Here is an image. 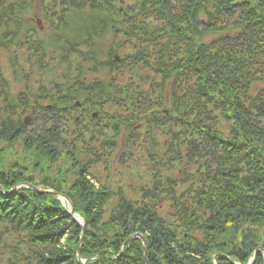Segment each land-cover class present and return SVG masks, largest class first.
Masks as SVG:
<instances>
[{
    "label": "trees",
    "instance_id": "16d2710c",
    "mask_svg": "<svg viewBox=\"0 0 264 264\" xmlns=\"http://www.w3.org/2000/svg\"><path fill=\"white\" fill-rule=\"evenodd\" d=\"M47 1L54 13L80 11L87 40H103L108 56L125 49L88 70L115 72L98 79L108 125L87 138L113 149L82 160L54 128L34 136L0 120V143L24 133L22 163H0L6 263L79 264L82 229L57 193L84 221L86 264H249L258 249L252 264H264V0ZM93 163L107 176L97 180ZM23 184L45 192L14 190ZM147 231L144 257L129 237Z\"/></svg>",
    "mask_w": 264,
    "mask_h": 264
},
{
    "label": "rangeland",
    "instance_id": "374dc122",
    "mask_svg": "<svg viewBox=\"0 0 264 264\" xmlns=\"http://www.w3.org/2000/svg\"><path fill=\"white\" fill-rule=\"evenodd\" d=\"M40 1L46 0H14L4 3L0 0V39L3 43L0 46V120H11L14 124L21 123L23 132L34 136L47 135L55 129L56 133L65 138V147L72 148L80 159L88 160L85 158L86 155L96 160L93 154L105 159L109 151L106 149H113V145H103L100 151L99 144L89 143L87 138L100 130H105L108 125L102 114L111 112L112 109L109 105L98 106L100 83L98 79L110 77L111 80V75L114 76L115 72H112L113 68L110 67L102 68L97 74H90L88 70H91L95 63H108V61L118 63V57L123 55L122 52L125 49L118 51V54L113 51L108 56L109 45L103 40L98 38H92V41L87 40L85 31L89 23L84 24L87 20L80 15V11L73 9L68 13H61L58 9L54 13L57 9L49 11L47 6L43 7L40 4ZM30 30L33 31L34 36L31 35ZM107 34L110 36L109 33H105V36ZM65 54L68 60L60 66L59 58ZM88 54L96 62L91 61V56L87 57ZM75 70H80L81 74L78 75ZM100 73H102L101 76ZM53 106H56L61 113L59 117L52 115ZM22 136L9 146L4 142L0 143V163H22L23 158L20 153ZM67 159L68 157L64 156L58 161L66 166L69 163ZM80 159H76L78 163ZM115 162L114 157L109 163V174L112 177L117 168L114 165ZM89 168L97 180L107 176L106 169L101 163H93ZM119 172L124 178L133 177L132 173L124 169L117 170V173ZM35 176L39 177L38 174ZM91 177L89 175L86 179L98 191L101 181L92 180ZM22 187L35 192H45L28 184L19 185L14 190L17 191ZM14 190L7 194L11 195ZM0 192H3L1 188ZM55 195L62 207L69 212L73 222L82 229L78 246L81 249L84 221L81 216L74 213L68 198H63L64 196L57 193ZM67 232L65 229L59 243L62 248H66ZM143 234L136 232L129 239L141 242L145 257L146 238L150 235L148 231ZM4 242V238L0 239V264H7L1 250ZM80 249L76 253L77 262L86 264L87 260L80 256ZM258 251L259 249L249 264L254 262ZM217 259L215 256L214 264H217Z\"/></svg>",
    "mask_w": 264,
    "mask_h": 264
},
{
    "label": "flooded vegetation",
    "instance_id": "af4514ba",
    "mask_svg": "<svg viewBox=\"0 0 264 264\" xmlns=\"http://www.w3.org/2000/svg\"><path fill=\"white\" fill-rule=\"evenodd\" d=\"M40 4L44 7V6H47V5H51V1H47V0L46 1H40ZM36 30H38L37 26H36ZM30 33H31L32 36H34L33 31L30 30ZM30 33H28V34H30Z\"/></svg>",
    "mask_w": 264,
    "mask_h": 264
},
{
    "label": "water",
    "instance_id": "95a60500",
    "mask_svg": "<svg viewBox=\"0 0 264 264\" xmlns=\"http://www.w3.org/2000/svg\"><path fill=\"white\" fill-rule=\"evenodd\" d=\"M63 198H65V197H63Z\"/></svg>",
    "mask_w": 264,
    "mask_h": 264
}]
</instances>
